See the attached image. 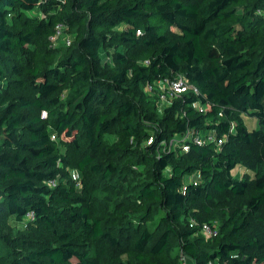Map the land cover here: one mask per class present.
I'll use <instances>...</instances> for the list:
<instances>
[{
  "label": "trees",
  "instance_id": "16d2710c",
  "mask_svg": "<svg viewBox=\"0 0 264 264\" xmlns=\"http://www.w3.org/2000/svg\"><path fill=\"white\" fill-rule=\"evenodd\" d=\"M181 254L264 264V0H0V264Z\"/></svg>",
  "mask_w": 264,
  "mask_h": 264
},
{
  "label": "built area",
  "instance_id": "2783aa9c",
  "mask_svg": "<svg viewBox=\"0 0 264 264\" xmlns=\"http://www.w3.org/2000/svg\"><path fill=\"white\" fill-rule=\"evenodd\" d=\"M65 25L62 23H58L55 27V33L51 36L52 41L58 45L59 40L62 38L63 42L66 44H70L71 37L65 34ZM147 89L156 95H158V98L161 102V104H169L171 102V99L173 97H177L180 94L187 92V91H193L195 93H199V89L197 86H195L193 83H191L187 77L183 74H180L178 76H175L174 78H161L155 83H148ZM52 139H57V136L55 134L52 135ZM206 140L209 141H215L219 145L223 143L222 139H217V137L214 134H209L207 136H203V134L195 133L193 130L188 129L185 133L176 135L172 137L169 141L165 142L168 146H181L184 151L189 150L190 146L188 144V141H195L196 143L202 144ZM153 140L150 139L149 143H151ZM73 179L75 181H78L80 183V173L77 170H74L72 172ZM195 178V177H193ZM195 182H197L196 179H194ZM48 184L51 186H55L57 184V180L51 179ZM28 217L34 219V213H29ZM202 232L207 237H212L213 235H216V230L211 224H203L202 225ZM181 264H188V257L185 254H181L180 256Z\"/></svg>",
  "mask_w": 264,
  "mask_h": 264
},
{
  "label": "rangeland",
  "instance_id": "374dc122",
  "mask_svg": "<svg viewBox=\"0 0 264 264\" xmlns=\"http://www.w3.org/2000/svg\"><path fill=\"white\" fill-rule=\"evenodd\" d=\"M65 33H66V32H65ZM66 35L70 36V34H68V33H66ZM59 42H60V43H63L62 38L59 40ZM163 105H164V104H163ZM162 107H163V106H162ZM246 119H247V121H248L250 127L253 128V127H257V126H258V123H257L256 120H251L249 117H246ZM235 173H237V174H239V175H242V169L240 168V169L235 170ZM17 225H18L19 227H24V226H25L24 223H18Z\"/></svg>",
  "mask_w": 264,
  "mask_h": 264
}]
</instances>
